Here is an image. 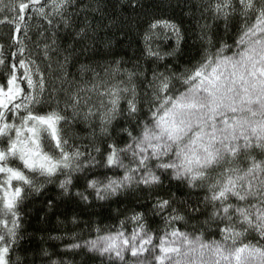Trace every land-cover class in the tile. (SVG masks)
Instances as JSON below:
<instances>
[{
  "label": "snow or ice",
  "instance_id": "obj_1",
  "mask_svg": "<svg viewBox=\"0 0 264 264\" xmlns=\"http://www.w3.org/2000/svg\"><path fill=\"white\" fill-rule=\"evenodd\" d=\"M108 7L104 0H11L0 9L11 13L0 22L12 26L7 50L0 41V264H36L21 246L29 192L58 182L62 194L105 200L135 185L160 190L173 177L191 195H150L149 207L129 209L116 231L95 225V236L70 233L73 242L62 247L98 252L108 264H264V0L206 5L226 32L236 27L232 44L202 25L203 52L179 72L155 62L174 54L180 26L155 17L144 31L151 68L121 67L118 57L102 71L81 63L75 44L60 41V25L91 42L101 25L114 23ZM173 33L176 43L165 51ZM78 119L88 132L72 130ZM250 230L258 243L247 241ZM211 232L220 238H206ZM38 251L40 264H72Z\"/></svg>",
  "mask_w": 264,
  "mask_h": 264
},
{
  "label": "trees",
  "instance_id": "obj_2",
  "mask_svg": "<svg viewBox=\"0 0 264 264\" xmlns=\"http://www.w3.org/2000/svg\"><path fill=\"white\" fill-rule=\"evenodd\" d=\"M6 1L11 2V0ZM76 2L91 4L95 3V0H76ZM104 2L109 4L107 12L114 18V23L107 28L101 25L95 35L89 33L93 35L91 42L75 37L73 30L65 29L63 24L57 32L60 41L75 44L78 51L74 55L81 63L91 62L92 67H96L97 71L108 67L105 61L112 57L120 58L121 67L132 68L139 62L143 67L151 68L153 59L145 55L144 31L153 17L172 20L180 26L183 35L174 54L155 62L160 68H164L165 64L170 65L176 72L182 71L185 66H190L192 62L200 58L203 52L202 25H207L206 30L210 34L224 39L225 43L230 46L237 30L236 27L230 25L226 32L223 19L220 17L213 19L211 10L205 7L211 4L212 0H139L140 7L129 5V0H104ZM88 16L98 21V13L93 14L89 11ZM74 19L77 24H80L84 20V13H78V17ZM35 23L43 22L36 21ZM11 31L12 26L9 22H0V41L5 43V50H7ZM37 33L38 29L33 27L30 33L33 39L37 38ZM154 43L160 44V41L156 40ZM175 43V34H172L161 44V48L170 51ZM81 48L84 50L79 51ZM234 49L230 50L234 51ZM121 103L123 104L124 101ZM123 124L124 121L120 118V123L115 126L119 128ZM71 127L73 131L81 134L89 131L88 126L79 119ZM74 142L80 143L81 141L76 139ZM83 142L88 141L85 139ZM122 174V169L112 172V175ZM164 193H174L177 198L191 195L185 184L178 182V179L174 177L166 178L160 190L135 185L105 200L94 198L90 201L80 200L74 191L71 194H62L58 182L47 183L40 191L29 192L21 205L20 229L23 237L21 246L28 250L29 258L35 254L36 264H40L38 250L41 248L48 250V259L66 258L72 261V264H108V258L98 252L87 249H68L62 245L73 242L70 233H76L80 239L95 236L97 234L95 225L116 231L120 217L126 215L129 209L148 208L153 202L149 199L150 195L155 197ZM49 200L53 201L54 207H49L47 203ZM73 216L77 217L75 221L72 219ZM152 216L154 214L149 212V217ZM158 219L159 217H156L152 223H156ZM125 226L130 230V223ZM245 235L247 241L259 242V237L254 231L250 230ZM211 236L220 238L217 232L206 234V238H211ZM23 254L22 252L21 255Z\"/></svg>",
  "mask_w": 264,
  "mask_h": 264
},
{
  "label": "rangeland",
  "instance_id": "obj_3",
  "mask_svg": "<svg viewBox=\"0 0 264 264\" xmlns=\"http://www.w3.org/2000/svg\"><path fill=\"white\" fill-rule=\"evenodd\" d=\"M8 3H10V1L0 0V9H4V6H5L6 4H8ZM5 14H7V15H11V13L7 12L6 10L0 12V16L5 15ZM173 34H174V33H173ZM234 51H235V49H234ZM253 202H254V201H253Z\"/></svg>",
  "mask_w": 264,
  "mask_h": 264
}]
</instances>
